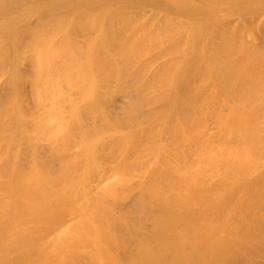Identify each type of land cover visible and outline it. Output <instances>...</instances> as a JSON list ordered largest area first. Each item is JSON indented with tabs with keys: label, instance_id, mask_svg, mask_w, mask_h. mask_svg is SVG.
<instances>
[{
	"label": "bare ground",
	"instance_id": "1",
	"mask_svg": "<svg viewBox=\"0 0 264 264\" xmlns=\"http://www.w3.org/2000/svg\"><path fill=\"white\" fill-rule=\"evenodd\" d=\"M0 264H264V0H0Z\"/></svg>",
	"mask_w": 264,
	"mask_h": 264
},
{
	"label": "rangeland",
	"instance_id": "2",
	"mask_svg": "<svg viewBox=\"0 0 264 264\" xmlns=\"http://www.w3.org/2000/svg\"><path fill=\"white\" fill-rule=\"evenodd\" d=\"M247 10V9H246ZM245 17L251 19V17L249 15H246ZM218 19H223V13H219L218 14Z\"/></svg>",
	"mask_w": 264,
	"mask_h": 264
}]
</instances>
